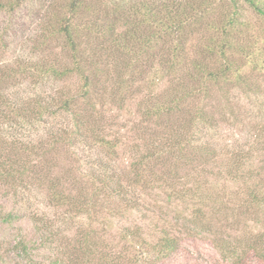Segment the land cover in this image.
Returning a JSON list of instances; mask_svg holds the SVG:
<instances>
[{"label":"trees","instance_id":"16d2710c","mask_svg":"<svg viewBox=\"0 0 264 264\" xmlns=\"http://www.w3.org/2000/svg\"><path fill=\"white\" fill-rule=\"evenodd\" d=\"M22 2L26 0H0V9L13 10ZM32 7V14L40 18L37 46L51 51L56 40L60 54L15 60L10 68L0 69V127L6 124L15 132L0 136V181L15 190L45 188L51 201L75 214H90L100 193L121 202L125 210L140 212L146 210L143 195L148 190H170L193 206L190 226H205L188 232L209 234L221 257L234 259L231 264H264V227L228 248L210 230L212 219L226 208L232 214L237 211V216L250 208L264 213V184L251 179V165L245 162L251 144L228 146L231 152L216 174L237 186L233 193L223 194L228 199L216 189L211 192L202 174L216 158L218 108L233 104L248 110L241 104L251 99L244 97L251 94V74L264 72V36L251 44V21L244 18L251 9L264 17V4L260 0H37ZM28 74L77 81L42 95L12 98L5 85ZM140 93V118L130 147L134 158L126 170H113L103 153L112 156L120 141L106 132V106L120 108ZM29 127L35 131L41 127L39 138L16 137ZM71 150L77 155L74 161L83 165L57 168L54 174ZM206 192L210 194L204 203ZM85 230L75 234L71 255L67 252L70 259H75L77 244L81 255L88 258L94 247L98 259H110V264L219 262L200 259L196 244L166 229L146 238L139 225L125 226L120 233L122 247L106 252L101 241L92 245L91 239L99 237L96 231Z\"/></svg>","mask_w":264,"mask_h":264},{"label":"rangeland","instance_id":"374dc122","mask_svg":"<svg viewBox=\"0 0 264 264\" xmlns=\"http://www.w3.org/2000/svg\"><path fill=\"white\" fill-rule=\"evenodd\" d=\"M260 1L264 4V0ZM34 2L37 3V0H26L20 5H14L13 10L0 9V39H2L0 69L10 68L15 60L27 61L47 54L48 57L60 54V42L56 40L51 43V51L46 50L44 45L37 46L35 39L40 18L35 13L32 14ZM244 18L246 22L248 19L251 21V44H253L257 37L264 36V17L251 9V12L247 10L244 13ZM76 81L75 77L71 80L64 78L56 81L51 76L36 78L28 74L23 78L20 76L12 80L5 86L9 87L8 94L16 99L22 96L42 95L61 85H74ZM251 82V94L244 96L251 99H246L241 104L248 110L251 109V113L233 104L218 108L216 118L219 125L214 132L216 158L214 162L207 163L204 166L206 172H202L208 182L209 190L213 192L216 189L224 199L228 198L223 194L233 193L237 186L228 182L224 175L216 177V174L224 168L223 163L231 152L230 145L235 142L251 144V152H246L245 162L246 165H251V179L260 180L264 184V72H253ZM141 93L135 98L126 100L124 106L120 108L110 103L106 106V132L109 137L115 136L120 141L112 156L103 153L104 161L113 170H126L129 162L134 158L130 147L136 136L134 131L140 118L138 102ZM4 125L3 128L0 127L1 137L15 133ZM39 128L37 131L33 130V127L21 130L22 134L18 133L16 137H22L24 140L37 139L41 133ZM94 153L91 154L95 156ZM75 157H77L76 152L72 153V150L67 152L65 158L58 162V167L54 168V174L57 168L64 170L71 166L78 167V164L80 166L81 162L76 163ZM82 171L87 170L83 168ZM211 185L214 186L212 189ZM209 194L210 192L205 193L204 203ZM93 201L95 206L90 214L67 213L65 206L56 200H50L45 188L32 185L22 190H15L0 181V264H108L110 259H98L94 247L89 248L88 258L81 255V249L79 248L78 251L77 244L72 255L75 259H70L68 253L72 250L75 234L81 228L86 229L85 231L94 230L100 238L94 236L91 239L92 245L101 241V250L106 252L114 248L113 250L118 251L123 243L120 240L122 229L133 224L140 226L146 238H154L164 229L178 235V238L186 237L189 244H196L195 247L200 253L199 258L202 260L215 258L216 263L219 260L218 264H231L234 260L222 258L219 251L212 246L211 236L203 230L195 235L194 231L188 232L193 227L205 226L203 223L190 226L189 217H192L193 206L187 205L185 200L179 199L170 190L158 188L148 190L143 195L145 204L143 209L146 210L140 212L133 209L125 210L121 202L115 203L112 199L105 198L102 193ZM208 216L210 217V214ZM212 220L210 230L221 238L220 243L223 246L227 245V248L232 247L236 239L242 238L247 233L251 235L259 232L264 227V213L252 208L243 211L240 216H237V211L232 214L229 208H226L222 210L221 215Z\"/></svg>","mask_w":264,"mask_h":264}]
</instances>
